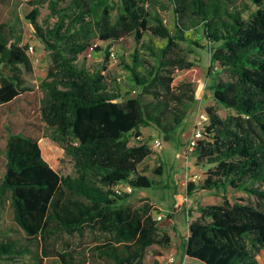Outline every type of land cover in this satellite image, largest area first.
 Segmentation results:
<instances>
[{
    "label": "trees",
    "instance_id": "trees-1",
    "mask_svg": "<svg viewBox=\"0 0 264 264\" xmlns=\"http://www.w3.org/2000/svg\"><path fill=\"white\" fill-rule=\"evenodd\" d=\"M27 1L32 8L26 16L50 55L39 84L40 117L73 161V172L62 174L44 157L36 138L9 129L0 205L2 196L9 194L14 220L27 242L0 240V259L28 256L32 264H42L43 238L89 223L100 224L109 237L93 248L102 264H145L148 247L170 245V234L161 231L150 214L125 208L130 193L117 190L120 183L131 188L153 184L138 169L151 146L146 141L130 144L127 134L138 137L140 126L154 125L169 140L185 119L186 102L195 100L196 80L188 73L198 66L187 54L198 42L186 32L201 25L209 41L218 43L212 63L227 74L214 82L213 97L233 112L222 117L213 106L205 109L207 124L191 152L198 165L208 167L199 183H187V192L221 190L222 201L198 203V215L188 223L184 254L201 264H261L257 256L264 249V0H247L256 6L248 17L243 16L248 5L238 7L235 0H170L173 28L146 8L147 0H120L115 17L107 0H49L56 20L48 26L37 20L43 0ZM146 32L164 44L155 47L149 41L150 58L141 56L139 49L128 55L129 62L123 58L134 95L123 96L117 82L107 78V48L96 68L76 62L88 48L102 50L96 39L110 42L133 34L138 42ZM181 42L187 43L188 51ZM28 47L9 40L0 21V105L28 89L22 73L33 68ZM227 188L254 199L231 201ZM153 255L158 263L162 252L155 249ZM62 260L76 264L63 256Z\"/></svg>",
    "mask_w": 264,
    "mask_h": 264
},
{
    "label": "rangeland",
    "instance_id": "rangeland-1",
    "mask_svg": "<svg viewBox=\"0 0 264 264\" xmlns=\"http://www.w3.org/2000/svg\"><path fill=\"white\" fill-rule=\"evenodd\" d=\"M107 2L113 6L112 16L115 17L120 0H107ZM60 4L63 5L62 1ZM235 4L238 7L248 5V9L243 13L244 17H248L256 9V6L247 0H235ZM31 8L32 5L27 0H0V21L5 23L7 38L34 48L33 53H28L33 63L32 71L25 72L22 69L24 84L28 89L11 102L0 105V177L5 170L4 148L9 129L15 133L27 134L36 138L44 157L62 174L73 172V161L65 154L63 147L51 138V130L40 117L43 91L39 84L46 75L50 55L45 51L43 43L36 36L26 16ZM38 8V22L43 26L52 25L56 18L51 13L49 0L40 2ZM146 8L152 13H158L164 23L173 28L175 15L170 0H147ZM186 34L198 42V45L192 46L193 52H187L188 58L198 63V66L188 73L190 78L196 80L195 100L186 102L187 116L171 133L169 140H165L154 125L140 126V137H136L132 132L127 134L130 144L146 141L151 146L152 152L138 165V169L146 174L153 184L150 187L136 188H131L125 183L118 185L120 192L130 193V196L123 202V206L143 215L150 214L153 220H156L160 230L170 234L172 240L169 246L178 245L179 247V240L187 231L186 226L198 215V203L217 204L222 201L221 190L194 189L190 193L187 192V183L189 181L199 183L204 178L208 167V165H198L191 150L187 148L198 114L204 112L208 106L215 107L222 117L233 112L232 109L218 104L213 97L214 82L227 78V74L211 60L213 49L218 43L209 41L201 25L190 29ZM149 41H152L155 47L164 44V40L152 37L148 32L144 33L138 42L133 34L110 42L96 39V43L102 47V50L93 52L91 48H88L78 55L76 62L88 68H96L103 62L104 49L113 51L114 56L111 57L109 54L105 74L109 80L117 82L123 96H126L127 92H129L128 96L134 95L136 93L131 91L129 75L122 60L124 58L126 62H129L128 55L136 49H139L141 56L150 58L146 48ZM181 46L184 51L189 50L187 43L181 42ZM3 72L7 73V68L3 67ZM110 87H113L112 83ZM157 141L160 145H156ZM158 168H160L159 172H157ZM226 193L231 201L246 197L254 199L238 189L227 188ZM0 209V240L10 237L19 243H26L27 239L23 231L14 220L9 194L2 196ZM158 215L162 216L161 219H157ZM108 238L106 230L98 223L84 224L82 229L72 232L57 230L41 241L42 264H65L62 256L76 264H102L104 260L99 258L97 251L93 248L97 244L107 242ZM168 247L162 248L158 245L148 247L144 259L145 264L165 263L168 255H162L167 252ZM155 249H160L162 252V255L157 257L158 263L154 262L153 251ZM257 257L259 262L264 264V249ZM0 264H32V261L28 256H22L12 260L0 259ZM190 264L196 263L190 261Z\"/></svg>",
    "mask_w": 264,
    "mask_h": 264
},
{
    "label": "built area",
    "instance_id": "built-area-1",
    "mask_svg": "<svg viewBox=\"0 0 264 264\" xmlns=\"http://www.w3.org/2000/svg\"><path fill=\"white\" fill-rule=\"evenodd\" d=\"M27 52L28 53H33L34 52V48L33 46H29L28 49H27ZM110 55L111 57L114 56V52L111 51L110 52ZM207 120H208V116H207V113L204 111V112H200L198 114V118L196 120V123L194 125V132H193V135L192 137L190 138L189 142H188V150H192L194 148V146L196 145V142L198 139H201L203 134H202V129L204 127V125L207 124ZM140 137V136H138ZM156 145H160V143L157 141L156 142ZM119 191V190H117ZM161 215H158L157 216V219H161ZM175 261V257L173 254H169L166 258H165V263L163 264H173Z\"/></svg>",
    "mask_w": 264,
    "mask_h": 264
},
{
    "label": "crops",
    "instance_id": "crops-1",
    "mask_svg": "<svg viewBox=\"0 0 264 264\" xmlns=\"http://www.w3.org/2000/svg\"><path fill=\"white\" fill-rule=\"evenodd\" d=\"M186 227H187L186 233L184 235H182L183 234L182 233L181 234L182 236H181V238L179 240L180 247L178 245H171V246L168 247V249H166L167 252L162 255V256H166V255H169V254H173L174 257H175V261H174L173 264H190V261L194 262L196 264H199L195 260H192V259H189L188 257H186L185 254H184V245H183V243H184L185 237L188 235V225Z\"/></svg>",
    "mask_w": 264,
    "mask_h": 264
}]
</instances>
